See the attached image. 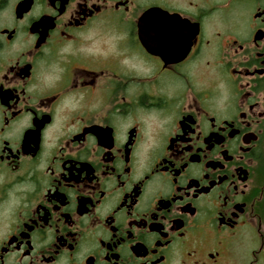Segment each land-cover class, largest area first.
<instances>
[{
  "label": "flooded vegetation",
  "instance_id": "1",
  "mask_svg": "<svg viewBox=\"0 0 264 264\" xmlns=\"http://www.w3.org/2000/svg\"><path fill=\"white\" fill-rule=\"evenodd\" d=\"M0 264H264V0H0Z\"/></svg>",
  "mask_w": 264,
  "mask_h": 264
}]
</instances>
